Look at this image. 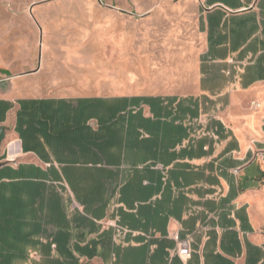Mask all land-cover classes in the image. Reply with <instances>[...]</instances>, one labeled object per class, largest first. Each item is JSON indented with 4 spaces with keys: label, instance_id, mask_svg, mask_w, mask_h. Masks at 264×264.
Listing matches in <instances>:
<instances>
[{
    "label": "crops",
    "instance_id": "0c3cea01",
    "mask_svg": "<svg viewBox=\"0 0 264 264\" xmlns=\"http://www.w3.org/2000/svg\"><path fill=\"white\" fill-rule=\"evenodd\" d=\"M182 3L186 93L0 90V264H264V0Z\"/></svg>",
    "mask_w": 264,
    "mask_h": 264
},
{
    "label": "rangeland",
    "instance_id": "374dc122",
    "mask_svg": "<svg viewBox=\"0 0 264 264\" xmlns=\"http://www.w3.org/2000/svg\"><path fill=\"white\" fill-rule=\"evenodd\" d=\"M199 44L182 0H0V90L182 94L195 82Z\"/></svg>",
    "mask_w": 264,
    "mask_h": 264
},
{
    "label": "built area",
    "instance_id": "2783aa9c",
    "mask_svg": "<svg viewBox=\"0 0 264 264\" xmlns=\"http://www.w3.org/2000/svg\"><path fill=\"white\" fill-rule=\"evenodd\" d=\"M264 151L260 152V155H262ZM104 226L113 227L116 231V235H123L128 232V230L121 226L117 218H107L101 222ZM175 240L177 241V247L175 250V254L180 258V260L184 263L186 259L190 256V237H186L182 240H180L177 236H174Z\"/></svg>",
    "mask_w": 264,
    "mask_h": 264
},
{
    "label": "trees",
    "instance_id": "16d2710c",
    "mask_svg": "<svg viewBox=\"0 0 264 264\" xmlns=\"http://www.w3.org/2000/svg\"><path fill=\"white\" fill-rule=\"evenodd\" d=\"M12 105V102L0 100V122L4 120L5 113L12 107Z\"/></svg>",
    "mask_w": 264,
    "mask_h": 264
},
{
    "label": "water",
    "instance_id": "95a60500",
    "mask_svg": "<svg viewBox=\"0 0 264 264\" xmlns=\"http://www.w3.org/2000/svg\"><path fill=\"white\" fill-rule=\"evenodd\" d=\"M4 137H5V132H4V128L1 126L0 127V151H1V145H2V142L4 140ZM3 163H0V166L2 165Z\"/></svg>",
    "mask_w": 264,
    "mask_h": 264
}]
</instances>
